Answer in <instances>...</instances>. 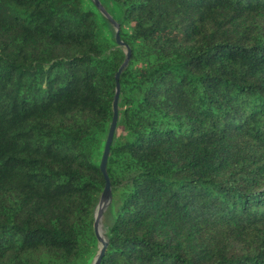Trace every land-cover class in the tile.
Wrapping results in <instances>:
<instances>
[{
  "label": "trees",
  "instance_id": "1",
  "mask_svg": "<svg viewBox=\"0 0 264 264\" xmlns=\"http://www.w3.org/2000/svg\"><path fill=\"white\" fill-rule=\"evenodd\" d=\"M100 1L131 49L101 264H264V0ZM102 22L91 0H0V264L98 250L126 58Z\"/></svg>",
  "mask_w": 264,
  "mask_h": 264
},
{
  "label": "water",
  "instance_id": "2",
  "mask_svg": "<svg viewBox=\"0 0 264 264\" xmlns=\"http://www.w3.org/2000/svg\"><path fill=\"white\" fill-rule=\"evenodd\" d=\"M96 7V9L109 21V23L114 28L115 32V41L118 46L122 47L125 50L126 58L122 66L120 67L119 71L115 75L116 80V90L115 96L113 101V117L109 127V132L107 135L106 143L104 146L101 162H100V169L105 178V187L101 194L98 206L95 212V221H94V232L96 239L99 244V251L95 256V259L92 264H101L103 257L106 254L107 247H108V240L107 237L103 236L101 233L102 229V221L105 215V212L109 208L111 201H112V192H111V183L107 173V165L108 160L111 152V147L114 142L118 120H119V102H120V95H121V86H120V77L121 73L124 71L126 67H128L129 62L131 60V49L130 47L125 44L120 36V25L115 20L113 15H111L106 8L103 6L100 0H91Z\"/></svg>",
  "mask_w": 264,
  "mask_h": 264
},
{
  "label": "rangeland",
  "instance_id": "3",
  "mask_svg": "<svg viewBox=\"0 0 264 264\" xmlns=\"http://www.w3.org/2000/svg\"><path fill=\"white\" fill-rule=\"evenodd\" d=\"M112 15L113 17L115 18V20L117 21L118 20V12L116 9H114V7H112ZM103 24V38L105 41H108L110 43H114V28L112 26H108L106 23L102 22ZM177 35L175 34H172L169 36V38H174L176 37ZM102 152L101 154L99 155L100 158H99V163L101 162V158H102ZM112 224V222L110 221L109 219V216H106V218H103V221H102V230H101V233L103 236L107 237V229L108 227ZM99 251V244H98V250L96 252V254L92 257V259H90V261L87 263V264H92L94 259H95V256L97 255Z\"/></svg>",
  "mask_w": 264,
  "mask_h": 264
},
{
  "label": "bare ground",
  "instance_id": "4",
  "mask_svg": "<svg viewBox=\"0 0 264 264\" xmlns=\"http://www.w3.org/2000/svg\"><path fill=\"white\" fill-rule=\"evenodd\" d=\"M102 230V229H101Z\"/></svg>",
  "mask_w": 264,
  "mask_h": 264
}]
</instances>
